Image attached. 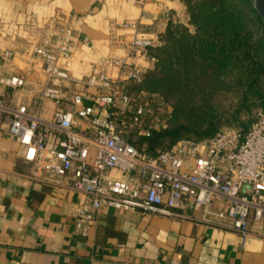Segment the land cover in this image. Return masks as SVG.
Listing matches in <instances>:
<instances>
[{"label":"built area","instance_id":"2783aa9c","mask_svg":"<svg viewBox=\"0 0 264 264\" xmlns=\"http://www.w3.org/2000/svg\"><path fill=\"white\" fill-rule=\"evenodd\" d=\"M123 27L138 30L135 23ZM81 39L80 24L53 17L26 51L42 63L35 110L23 102L12 106L0 90V125L24 147L25 162L36 167L34 177L85 196L77 206L75 230L86 234L104 208L158 216L192 209L206 227L234 232L242 244L251 235L264 240V110L247 130L224 127L212 138L180 140L150 156L131 139L165 128L170 105L158 94L126 91L145 75L127 57L107 58L83 77L61 68L59 62L72 56ZM158 41L138 33L111 44L155 63L149 50ZM0 85L18 92L27 81L13 75L0 77ZM45 101L54 105L48 118L40 113Z\"/></svg>","mask_w":264,"mask_h":264},{"label":"crops","instance_id":"0c3cea01","mask_svg":"<svg viewBox=\"0 0 264 264\" xmlns=\"http://www.w3.org/2000/svg\"><path fill=\"white\" fill-rule=\"evenodd\" d=\"M53 17L82 28L85 41L59 62L75 77L89 75L112 56L127 57L144 73L153 70L155 63L141 53L129 56L111 41H131L138 33L159 39L170 22L188 20L181 0H0V54L13 53L0 56V77L27 81L18 92L0 85L12 106L23 102L35 110L42 63L26 51ZM124 23H135L138 30ZM53 109L45 101L40 113L48 118ZM24 152L0 125V264H264V240L251 235L242 244L234 232L206 227L192 209L158 216L104 208L81 234L74 223L85 196L34 177L36 167L25 162Z\"/></svg>","mask_w":264,"mask_h":264},{"label":"trees","instance_id":"16d2710c","mask_svg":"<svg viewBox=\"0 0 264 264\" xmlns=\"http://www.w3.org/2000/svg\"><path fill=\"white\" fill-rule=\"evenodd\" d=\"M182 2L192 30L170 22L160 45L149 50L154 69L126 87L130 94H158L171 107L165 128L131 139L150 156L180 140L212 138L223 127L247 130L264 110V21L253 0ZM227 94L235 96L230 109L217 101Z\"/></svg>","mask_w":264,"mask_h":264},{"label":"rangeland","instance_id":"374dc122","mask_svg":"<svg viewBox=\"0 0 264 264\" xmlns=\"http://www.w3.org/2000/svg\"><path fill=\"white\" fill-rule=\"evenodd\" d=\"M183 22H185V20H183ZM177 23H179V22L177 21ZM181 24L187 25L190 28V30H192V27L188 24V20L185 23H181ZM233 100H235V96L230 97L228 94L225 95V96H219V97H217V101L219 102V105L224 106L225 109H228V108L230 109L232 107V104L234 105V102L235 101H233ZM241 117L243 118L242 120H244V118H246L247 116L246 115H243Z\"/></svg>","mask_w":264,"mask_h":264},{"label":"water","instance_id":"95a60500","mask_svg":"<svg viewBox=\"0 0 264 264\" xmlns=\"http://www.w3.org/2000/svg\"><path fill=\"white\" fill-rule=\"evenodd\" d=\"M253 5L262 21H264V0H253Z\"/></svg>","mask_w":264,"mask_h":264}]
</instances>
